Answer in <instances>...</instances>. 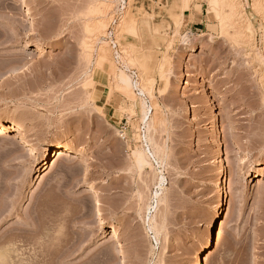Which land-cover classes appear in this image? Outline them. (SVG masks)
I'll return each instance as SVG.
<instances>
[{
  "label": "rangeland",
  "instance_id": "1",
  "mask_svg": "<svg viewBox=\"0 0 264 264\" xmlns=\"http://www.w3.org/2000/svg\"><path fill=\"white\" fill-rule=\"evenodd\" d=\"M156 1L149 14L128 0L114 25L119 0H0V123L29 132L0 135V237L13 245L0 256L191 264L225 181L203 264H264V0H188L183 18L187 0ZM120 69L153 91L131 97ZM55 144L77 153L47 156ZM147 144L158 163L141 167Z\"/></svg>",
  "mask_w": 264,
  "mask_h": 264
},
{
  "label": "bare ground",
  "instance_id": "2",
  "mask_svg": "<svg viewBox=\"0 0 264 264\" xmlns=\"http://www.w3.org/2000/svg\"><path fill=\"white\" fill-rule=\"evenodd\" d=\"M228 4H229V7L231 8V10L234 13L236 11V9H237V5L234 4L233 2L228 3ZM188 7L189 6H188V0H187V2L185 1V3H184V10H183V13L181 15L182 18L185 17V13L187 11L186 8H188ZM96 14L100 16L103 13L99 12V11H96ZM104 29H105V25H104L103 22L100 21L98 26L95 28V31H97L100 34V33H103ZM106 30H107V28L104 30L105 33H106ZM101 43L104 44V42H101ZM89 48L90 47H88V44H86V49H89ZM106 50H100V56H99L100 59L98 58L100 60V64H104L106 62H109V60H110L109 57H108L109 55L107 54ZM114 52L116 53L117 59L119 60L120 53L116 52L115 50H114ZM110 63H108V64H110ZM121 70L122 69H120V71H119L120 74L117 75L118 79L117 78L116 79L119 80V82L121 84H123V86L126 87V90H128V92L130 93L131 97H134L133 92H132L134 89H138V91L140 92L141 96H145V94H147L146 93L147 91H149V92L153 91L152 87L150 88V87L144 86V87L141 88L139 86V82L138 81L136 82L133 79V76H131L130 74H127V73H125L124 71H121ZM126 71H128V70H126ZM117 73H118V71H117ZM115 77H116V74H115ZM188 84L189 83H187V85ZM140 105H141V108H142L143 123H144V125H146V128L148 129V132H150L152 130V128H151L152 122L150 123V118L151 117L149 116L150 115V107L148 106V104H147L145 99H142V102H141ZM151 121H152V119H151ZM153 127H154V125H153ZM7 131L17 132V139L18 138H24V137L28 136V134H29V132L26 129H18L17 125L14 122H12V121H3V122H1L0 123V135L5 134ZM145 138H146V141H148V143L151 142V140H152L151 138L149 140L148 137H145ZM147 145H148V148H149L150 147L149 144H147ZM74 152L77 153V151L74 148L72 149L68 145L55 144V145H50L48 147L47 156H51L52 154H54V156H57V159H64V158L70 156L71 154H74ZM135 156H136L138 165L141 166V167H143V166L145 167V165H148V164L150 165L149 158H154L157 161V163H158V160L156 159L157 155L155 153H153L150 148L147 149V150H139V151H137ZM77 160H79V158ZM85 174L87 175L88 173L86 172ZM161 181L163 183L164 179H161ZM160 187H161V185H160ZM230 199H231V194H230V191L227 188V183L224 181L223 187H222V190H221V195L214 201V203L212 205V208H211L210 216H209V218L207 220V223H206V231H205L206 238L201 240L199 243H197L194 246V248H193L194 260L191 262V264H203L204 253L206 251H208L211 247L214 246L215 240H216V230L218 228L219 221H220L222 215L224 214L225 209H226V205L228 204ZM34 228L35 229H32L31 231L36 232L37 229H39V228H37L35 226H34ZM151 229H154V227L151 228ZM154 231H155V229H154ZM116 235L118 236L119 239L125 240L126 242H129V239L127 238V236L123 235L122 233L117 232ZM156 236H157V233H156ZM6 240H7L6 236H1L0 237V246H2V249L4 247L3 245H6V243H7ZM11 245H12V242H9L7 247H9ZM5 247H4V249H5ZM12 247H13V245H12ZM6 251L7 252L4 255H6L8 257V260L6 259L7 257L0 256V264H39V262L26 260L23 257H20V254L18 253L17 250L15 251V253H14V251L12 249L11 250L9 249V250H6ZM13 254H15L16 257H14Z\"/></svg>",
  "mask_w": 264,
  "mask_h": 264
},
{
  "label": "crops",
  "instance_id": "3",
  "mask_svg": "<svg viewBox=\"0 0 264 264\" xmlns=\"http://www.w3.org/2000/svg\"><path fill=\"white\" fill-rule=\"evenodd\" d=\"M156 4V0H136V8L138 10H144V12H148L149 14L152 12L156 13L158 8Z\"/></svg>",
  "mask_w": 264,
  "mask_h": 264
},
{
  "label": "built area",
  "instance_id": "4",
  "mask_svg": "<svg viewBox=\"0 0 264 264\" xmlns=\"http://www.w3.org/2000/svg\"><path fill=\"white\" fill-rule=\"evenodd\" d=\"M127 4H128V0H120V5H119V8H118L117 13H116L117 15H116V18L114 21V25L118 22L122 12L127 8ZM110 38H112L113 48L115 49L116 52H119L118 44L113 40V38H114L113 32H110Z\"/></svg>",
  "mask_w": 264,
  "mask_h": 264
}]
</instances>
